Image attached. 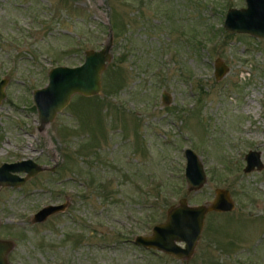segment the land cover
<instances>
[{"label":"rangeland","instance_id":"1","mask_svg":"<svg viewBox=\"0 0 264 264\" xmlns=\"http://www.w3.org/2000/svg\"><path fill=\"white\" fill-rule=\"evenodd\" d=\"M243 7L246 0H0V80L9 79L0 166L33 159L48 167L0 187L10 263L264 264V168L244 171L250 150L264 162V38L225 28L229 9ZM111 37L102 93L75 95L39 129L33 96L49 71L81 64ZM217 58L230 68L220 80ZM189 148L208 175L191 193ZM217 188L230 191L235 208L207 215L191 258L135 242L180 199L210 203ZM66 201L65 212L32 221Z\"/></svg>","mask_w":264,"mask_h":264},{"label":"water","instance_id":"2","mask_svg":"<svg viewBox=\"0 0 264 264\" xmlns=\"http://www.w3.org/2000/svg\"><path fill=\"white\" fill-rule=\"evenodd\" d=\"M225 28L230 33H246L258 38H264V0H246V7L229 9ZM113 38L101 49H90L85 53L84 61L76 66L60 65L49 71V82L34 91V104L37 108L40 126L53 122L72 101L75 95L92 97L103 90L102 75L114 55L112 53ZM229 66L222 58L215 61V76L217 80L224 77ZM9 79L0 80V102L6 97L5 88ZM166 103L170 97L164 93ZM187 166L185 177L188 183V193L201 190L208 181L205 166L200 157L191 148L185 150ZM244 171L250 173L264 168L260 151L250 150L246 157ZM48 169L33 159L5 162L0 166V187H19ZM54 170V169H53ZM26 173L20 176V173ZM66 201L61 204H50L33 215L34 223H42L50 217L63 213L69 206ZM235 203L228 189L217 188L214 200L201 205H190L187 198H182L178 205L172 206L167 213L165 222L157 224L151 235H137L135 242L145 248L158 249L178 259L191 258L196 250L205 225V219L211 212H230ZM1 223V219H0ZM179 242H184L181 246ZM11 240L0 239V264H12L8 254L13 249Z\"/></svg>","mask_w":264,"mask_h":264},{"label":"flooded vegetation","instance_id":"3","mask_svg":"<svg viewBox=\"0 0 264 264\" xmlns=\"http://www.w3.org/2000/svg\"><path fill=\"white\" fill-rule=\"evenodd\" d=\"M67 209H68V208H67ZM67 209H66V210H67ZM66 210H65V211H66ZM65 211H64V212H65Z\"/></svg>","mask_w":264,"mask_h":264}]
</instances>
